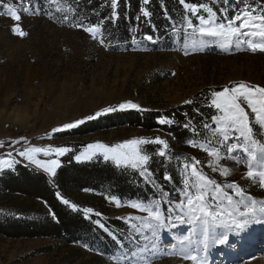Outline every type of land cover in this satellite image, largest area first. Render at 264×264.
<instances>
[{
  "label": "rangeland",
  "instance_id": "374dc122",
  "mask_svg": "<svg viewBox=\"0 0 264 264\" xmlns=\"http://www.w3.org/2000/svg\"><path fill=\"white\" fill-rule=\"evenodd\" d=\"M245 2L239 7L231 4L229 8L238 9L237 13L242 12L240 10L246 8ZM214 6V11L221 10L216 4ZM18 11L21 15L19 26L26 33L23 37L12 32L17 22L7 15H0V159H6L10 164L19 161L31 165L50 177L52 175L44 168L18 153L30 147H65L68 151L62 156L52 152L47 156L38 154L36 158L42 162L55 159L60 165L61 159L72 151V160L75 162L89 161L96 156L105 160L103 149L88 148V145L99 143L114 147L130 139H146L149 136L126 126L105 128L84 135L71 134L73 129L87 123L90 120L88 117L106 108L118 109L119 104L127 101L140 108H167L205 87H222L217 90L220 91L241 82L264 87V52L254 53L248 49L247 44L239 47L235 42L225 45L217 39L208 43L203 50H193L183 38L181 43L173 44L171 49L150 51L136 48L116 51L100 42L102 35L93 39L90 34L70 26L65 20L53 19L48 14L38 12L35 5L29 12L19 7ZM196 21L199 25L198 19ZM188 32L191 36L192 30ZM202 39L213 40L208 37ZM77 120L85 122L72 129L53 132V129ZM253 126L257 139L264 142L259 126L254 122ZM75 143L84 144L76 146ZM91 153L96 154L91 159H84V154ZM201 154L208 162L212 159L204 151ZM76 156H81V159L76 160ZM175 157L178 159V156ZM107 161L115 164L111 159ZM183 162H180L178 184L173 191L158 193L165 217L169 203L174 204L181 199ZM220 163L229 169L228 177L213 172L208 163L203 172L220 184L237 183L258 206L264 204V188L259 186L258 179L254 181L246 177V163L237 164L228 158ZM227 191L231 194V189ZM129 203H120L118 207L115 201L108 202V216L125 222L128 227L127 233L133 245L127 250L102 257L77 245L40 252L39 249L50 243L49 239L0 237V264H126L125 258L129 256L135 257L132 264H136L148 243L156 245V256L150 264H193L178 254L179 249L173 254L174 243L185 236L190 237L192 247L197 246L198 237L192 225L174 221L176 226L170 224L156 237L137 233L132 225H139L140 221L135 218L144 217L146 213L129 207ZM251 227L260 233L264 224H249L247 229L250 232ZM239 232L234 230L228 234L243 233ZM257 244H261L257 252L250 253V250L247 255H238L242 251L239 248L235 254H228L232 259L227 257L225 260L222 258L224 253H220L219 249L222 244H214L206 253L201 252V264H256L254 260L262 263L264 241L260 239ZM235 247L231 249L236 250ZM32 251L39 252L30 256ZM236 256L241 259H235Z\"/></svg>",
  "mask_w": 264,
  "mask_h": 264
},
{
  "label": "trees",
  "instance_id": "16d2710c",
  "mask_svg": "<svg viewBox=\"0 0 264 264\" xmlns=\"http://www.w3.org/2000/svg\"><path fill=\"white\" fill-rule=\"evenodd\" d=\"M9 1L14 2L4 0L5 3ZM244 1L246 8H255L257 14L264 7V0ZM243 2L185 0L186 4H205L213 10H216V4L227 10L229 18L239 11L229 6L239 7ZM30 3L38 12L53 19L65 20L67 16L65 21L69 24L82 23L85 27L99 24L105 46L116 51L171 49L173 44L182 42L188 19L198 26L197 17L186 11L180 0H148L147 4L144 0H119L118 18H112L111 0H30ZM142 9L147 10L149 16L145 17ZM215 12L217 17L221 16L220 11ZM205 14L204 9H200L197 16L206 17ZM176 30H179V36ZM147 36H152L153 40H147ZM221 88L205 87L167 108L118 109L90 119L71 131L72 135H84L126 126L149 134L148 140L164 139L168 144L165 157L155 154L160 145L142 146L153 157L148 165L152 182L141 176L139 170L117 166L98 156L89 161L75 162L72 151L61 159L54 177L19 161L11 163V168H0V237L49 239L50 243L39 249L40 252L77 245L97 257L115 255L131 248L133 242L127 233L126 223L108 216L109 198L116 197L120 203H128L159 199V191L171 193L178 184L180 162L185 159L191 162L194 157L201 162L198 167L204 170L208 160L202 157V150L192 147L189 141L204 142L210 136L204 123L215 127L211 118L217 113L209 104L213 92ZM160 118L170 119L172 123L161 125L158 123ZM185 124L191 127L185 128ZM83 144L75 143L76 146ZM165 173L172 177L170 181L164 179ZM64 199L69 204L65 205ZM85 208H91L93 212L85 213ZM39 251L29 254L33 256Z\"/></svg>",
  "mask_w": 264,
  "mask_h": 264
},
{
  "label": "snow or ice",
  "instance_id": "6c2138e0",
  "mask_svg": "<svg viewBox=\"0 0 264 264\" xmlns=\"http://www.w3.org/2000/svg\"><path fill=\"white\" fill-rule=\"evenodd\" d=\"M119 0H111L112 18H118L116 11ZM147 4L148 0H144ZM185 5V9L196 16L199 25H193L188 19L184 26V41L186 45H190L193 50H203L208 43L215 40H221L225 45H235L239 47L241 44H247L248 49L252 52H264V7L257 14L255 8H246L242 12H238L231 18L227 15V10L221 8L222 18L217 17V13L212 7L205 4H186L185 0H180ZM18 7L24 12L32 9L30 0H14L13 4L5 3L0 0V15H7L8 18L17 22L13 25L12 32L21 37L26 33L19 26L21 15ZM200 9L207 12V18L203 15L197 16ZM145 17L149 16L147 10H143ZM67 16L65 20L67 21ZM70 26L78 27L84 32L96 39L101 33L99 24H93L85 27L82 23L71 24ZM188 29L192 30L191 36ZM177 35L179 36V30ZM203 37L213 38L212 41H206ZM147 40L152 41V36H147ZM103 44V38L100 37ZM185 54H188L187 47ZM174 75V73H173ZM190 103V101H188ZM247 106V107H245ZM209 107L216 110L211 120L215 127L208 122L204 123V128L210 132V136L206 137L204 142L198 140L189 141L192 147L200 148L206 152L212 159L208 162V167L213 172H219L220 176L228 177L229 169L221 165V161L228 158L234 160L237 164L246 163V177L251 180H257L259 186L264 188V142L257 139L254 132V126H259L261 134L264 135V87L251 86L246 83H238L232 87H226L220 91L213 92ZM140 106L127 101L118 106L119 110L139 109ZM117 108H106L103 112L96 113L87 119L98 118L100 115L117 111ZM251 116V119H250ZM84 120H77L73 123L64 124L61 128L53 129V132L68 130L84 123ZM159 124H171L172 120L160 118ZM185 128L191 127L185 124ZM197 135L201 133L193 129ZM231 141V143H229ZM20 143V141H16ZM155 143L161 148L155 153L159 157L166 156L168 148L167 142L156 137L153 140L148 139H130L126 142L118 144L114 147L105 146L104 144L88 145V148L103 149V157L107 161L113 160L117 166L130 167L139 170L140 175L151 181L152 173L149 171L148 165L152 160V156L144 151L142 146ZM68 151L65 147H55L54 149L30 147L18 153V155L26 157L31 163L44 168L53 177L56 175V169L60 166L55 159L42 162L37 159L38 154L45 156L54 152L57 155H64ZM235 153V155H233ZM91 154H84V159H91ZM11 155V153H9ZM246 158V160H245ZM81 156H76V160H80ZM200 161L194 157L189 162L187 159L182 164V184L181 199L179 202L169 203L167 209V217L161 206V200L153 198L150 201H133L128 204L129 207L146 213L144 217H137L140 221L139 225L133 224L132 227L140 234H150L156 237L161 230L167 229L169 225L176 226L173 222L180 221L193 226L194 234L197 235L196 247H192V241L189 236H185L173 245V254L179 249L178 254L184 259L192 261L193 264H201L203 257L201 252L206 253L214 244H223L228 240V233L234 230H242L251 223L264 224V204L257 205L251 197L245 195L244 189L235 182L230 184H220L210 179L203 170L198 167ZM0 166L11 168L12 165L6 159H0ZM165 180H171L172 177L165 173ZM231 189V194L227 191ZM59 195V194H58ZM109 199L115 201L119 207L120 201L116 197ZM65 205L69 204L67 199L63 200ZM76 207L75 204L72 205ZM85 213H92L93 209L85 208ZM167 220V223L165 222ZM103 227V225H100ZM222 229V231H220ZM147 241V235L144 236ZM156 256V245L148 243L145 250L140 253V260L136 264H150V261ZM126 264H132L135 257H126Z\"/></svg>",
  "mask_w": 264,
  "mask_h": 264
},
{
  "label": "bare ground",
  "instance_id": "6f19581e",
  "mask_svg": "<svg viewBox=\"0 0 264 264\" xmlns=\"http://www.w3.org/2000/svg\"><path fill=\"white\" fill-rule=\"evenodd\" d=\"M231 234H228V240L224 244L220 245V247H219L220 253H224V256L222 255V258L224 260L227 257H230V259H232L231 258L232 256L231 255L229 256L228 254L230 252H232V254H235V251L237 252L238 249H239V247H240L239 244H242L243 245V247L241 248V250L244 253L241 251V252H238V255H243V254L247 255L248 251L246 249H244L245 247H247V243H249V245L252 246L253 249H251V251L254 252V253L257 252V250H258L257 247H259L261 245L260 244V245L253 246L254 244H256V242H255L256 239L254 238V235L252 233H246V234L245 233H242V234L235 233L234 235H231ZM235 245H237V247H235ZM232 246H234L236 248V250L231 249ZM227 250H228V252H227ZM252 252H250V253H252ZM235 259H241V257L236 256ZM254 261H256L255 262L256 264H264V261H262V263H260L258 260H254ZM218 262H220V259L218 260ZM224 263H227V261H225Z\"/></svg>",
  "mask_w": 264,
  "mask_h": 264
}]
</instances>
